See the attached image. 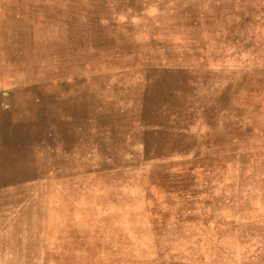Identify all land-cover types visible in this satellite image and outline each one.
Here are the masks:
<instances>
[{"label":"rangeland","instance_id":"374dc122","mask_svg":"<svg viewBox=\"0 0 264 264\" xmlns=\"http://www.w3.org/2000/svg\"><path fill=\"white\" fill-rule=\"evenodd\" d=\"M0 264H264V0H0Z\"/></svg>","mask_w":264,"mask_h":264}]
</instances>
